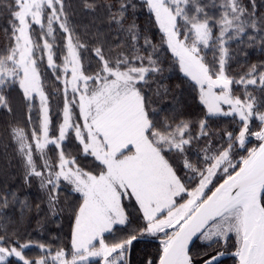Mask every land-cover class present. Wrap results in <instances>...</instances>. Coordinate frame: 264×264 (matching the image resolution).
<instances>
[{
  "label": "snow or ice",
  "instance_id": "snow-or-ice-1",
  "mask_svg": "<svg viewBox=\"0 0 264 264\" xmlns=\"http://www.w3.org/2000/svg\"><path fill=\"white\" fill-rule=\"evenodd\" d=\"M0 19V264H264V0Z\"/></svg>",
  "mask_w": 264,
  "mask_h": 264
},
{
  "label": "trees",
  "instance_id": "trees-1",
  "mask_svg": "<svg viewBox=\"0 0 264 264\" xmlns=\"http://www.w3.org/2000/svg\"><path fill=\"white\" fill-rule=\"evenodd\" d=\"M6 24V19H0V29H2ZM4 40V36H3V32L0 31V43H2ZM257 57L255 55L252 56V59L255 60ZM3 120V117L0 116V121ZM4 165V158L2 156H0V166ZM230 264V261H229Z\"/></svg>",
  "mask_w": 264,
  "mask_h": 264
}]
</instances>
